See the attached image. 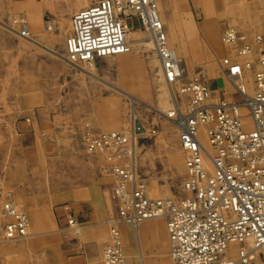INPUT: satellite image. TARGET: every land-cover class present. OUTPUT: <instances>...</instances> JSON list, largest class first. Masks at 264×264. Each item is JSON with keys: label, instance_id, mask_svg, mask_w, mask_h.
I'll return each instance as SVG.
<instances>
[{"label": "built area", "instance_id": "built-area-1", "mask_svg": "<svg viewBox=\"0 0 264 264\" xmlns=\"http://www.w3.org/2000/svg\"><path fill=\"white\" fill-rule=\"evenodd\" d=\"M132 17L139 19L152 39L171 89L173 104L167 117L176 124L185 174L178 193L150 196L136 160L140 126L128 132L85 130V149L103 155L104 171L114 178L111 199L116 215L107 221L111 240L103 247V262L128 264L116 227L119 222L134 227L161 218L172 264H249L257 250H264V51L252 53L253 45L263 37L225 27L221 38L237 55L218 61L233 91L221 90L214 97L210 85L199 78L177 83L178 57L166 41L155 0H97L71 16L66 59L88 64L129 52L126 27ZM249 71L251 88L246 77ZM0 215L5 219L3 238L17 240L27 235V214L1 193ZM68 222L73 224L74 219L69 216ZM247 240L252 246L245 245ZM234 243L238 247L232 251Z\"/></svg>", "mask_w": 264, "mask_h": 264}, {"label": "rangeland", "instance_id": "rangeland-1", "mask_svg": "<svg viewBox=\"0 0 264 264\" xmlns=\"http://www.w3.org/2000/svg\"><path fill=\"white\" fill-rule=\"evenodd\" d=\"M49 1L51 5L58 2V0ZM62 1L69 3L73 0ZM96 1L90 0L84 6H89ZM40 2L42 4L43 0H17L13 2V5L18 4L22 9L20 8L17 13L14 12L7 18L0 17V101H8L10 95L19 97L22 94V89L19 90L21 86L29 87L31 90L37 88V71L40 72V87L45 85V88H52V77L49 76L51 72L46 71L48 62L41 60L57 58L61 62L60 91L58 93L49 91L45 94L49 95V100L60 103L62 108L59 111L66 113L55 115L56 119L49 127L52 130V137L65 139L64 147L67 145L85 149L83 142L85 130H90L92 133L128 132L131 130L130 115L133 112L135 114L133 126H140L141 133L139 135L135 133L138 171L146 181L150 196L162 197L178 193L185 174V157L177 142L176 124L165 117L166 111L161 112L159 102L157 103L160 95L164 94L168 108L171 109L172 92L165 79L163 82L160 78L162 73L159 65L156 64L153 45L149 44L151 43L148 39L149 34L141 26L139 19L132 17L128 20L132 29L134 27L133 32L128 36L131 42L129 54L124 58L113 56L98 59L90 64L92 74H88L82 71L83 67H88L87 64L79 63L75 66L69 64L64 58L70 18L79 9L64 17L44 13ZM156 4L164 20V28L169 38L168 44L177 51L178 84L186 83L194 78L206 81L210 87L218 85L215 78H218L220 83V79L224 76L219 68L218 60L226 55H237L235 48L231 53L230 47L221 40L222 31L226 26H233L250 36L261 34L263 40L260 44L253 45L252 53L256 56L260 51H264V0H156ZM38 7L40 15H30V12H35L33 8ZM236 18L238 22L242 21L243 25L234 22ZM49 23H52V29L47 28ZM22 29L27 31V34L19 35ZM213 32L216 34L215 37L214 34L212 35ZM7 40H10L13 45H9L6 51ZM15 49L18 54L23 53L28 57L22 69L18 62L9 63L8 68L5 67L6 53L10 55L13 50L15 54ZM246 77L251 85L252 71H249ZM218 90L213 89L212 96L216 97ZM232 91L233 86L228 84L226 94ZM131 97L138 99V102H134ZM184 98L188 99L187 95ZM70 109V113L67 114ZM58 145L63 147V144L59 142L56 146ZM174 155L180 158L178 171L171 164V157ZM104 174L111 177L112 183L114 182L112 175L105 171ZM112 203L114 205L113 201ZM151 221L162 222L161 220ZM117 225L116 227L120 228L127 224L119 222ZM126 227L127 231H123L122 228L119 231L125 257L128 256L127 250L130 247L132 251L130 257L136 259L135 264H140L137 244L140 243L145 264H172L167 252V235L164 240L158 235L153 244L148 243L143 236L137 242L133 236L132 227L129 225ZM164 230L166 234L165 226ZM0 239L8 240L3 236ZM110 240L111 232L109 240L101 248L103 264L102 250ZM126 259L131 264L128 257ZM249 264H264V250L256 253Z\"/></svg>", "mask_w": 264, "mask_h": 264}, {"label": "crops", "instance_id": "crops-1", "mask_svg": "<svg viewBox=\"0 0 264 264\" xmlns=\"http://www.w3.org/2000/svg\"><path fill=\"white\" fill-rule=\"evenodd\" d=\"M16 1L0 0L1 18L22 9L18 4L13 5ZM89 2L58 0L51 5L49 0H43L40 5L44 13L65 17L86 7L84 5ZM33 10L35 12L30 15H40L39 7ZM7 41L6 51L13 45ZM13 54V50L11 56L6 53L5 67L18 62L22 69L28 61L27 55L18 54L17 50ZM41 61L48 62L46 71L51 72L52 88L40 87V72L37 71V88L31 90L21 86L19 97L10 95L8 101H0V193L12 199L30 222L27 236L20 240L0 239V263L103 264L101 248L110 238L107 221L115 214L110 195L112 179L104 174L107 162L101 154L89 153L84 147H64L65 139L52 137L49 127L54 123L55 115L66 112L61 113V104L49 100L45 93L60 91L61 62L51 57ZM215 79L218 85L211 88L227 91L224 78L220 83L218 78ZM58 142L63 147L56 146ZM69 216L74 219L73 224L68 222ZM148 222L139 226L140 238L143 236L150 244L158 235L164 240L161 224L151 221L156 223V231L152 232ZM4 223L5 219L0 215V237ZM126 226H120L119 231L121 228L127 231ZM138 248L141 253V245ZM127 254L130 263L135 264V258L130 257V247Z\"/></svg>", "mask_w": 264, "mask_h": 264}, {"label": "bare ground", "instance_id": "bare-ground-1", "mask_svg": "<svg viewBox=\"0 0 264 264\" xmlns=\"http://www.w3.org/2000/svg\"><path fill=\"white\" fill-rule=\"evenodd\" d=\"M86 2V1H85ZM155 2H156V0H155ZM232 3V2H231ZM40 4H41V2H40ZM161 4V3H160ZM169 4V3H168ZM171 4V3H170ZM234 4V3H233ZM230 5V4H229ZM231 6V5H230ZM235 6V5H234ZM232 7H233V5H232ZM75 13V12H74ZM73 13V14H74ZM73 14H72V16H73ZM160 15V14H159ZM160 20H161V22H162V24L164 23V20H163V18H162V16H160ZM70 21H71V18H70ZM234 22H238L237 21V18L235 19V20H233ZM238 25H243V22L242 21H240V22H238ZM233 27V26H232ZM47 28L48 29H52L53 28V25H52V23H49L48 24V26H47ZM170 29V28H169ZM237 29V28H236ZM163 30H164V34H165V36H166V41H167V43H168V39L169 38H167L168 36H167V30H165V28H164V24H163ZM238 30V29H237ZM24 32L25 34H27V31H25L24 29H22L20 32H19V35H21L22 36V33L21 32ZM71 31V22H70V30H69V32ZM131 32H133V29H132V27H129V25H127V27H126V34H127V38H128V36H129V34L131 33ZM18 34V33H17ZM24 34V35H25ZM214 34V37H215V33L213 32L212 33V35ZM67 37V36H66ZM222 37V36H221ZM26 38L28 39V40H30V41H32V39L31 38H29L28 36H26ZM213 38V37H212ZM149 40H150V42L151 43H149L150 45L152 44L153 45V41H151L152 39H150V38H148ZM136 40V39H135ZM221 40H222V38H221ZM128 41H129V43H130V45H131V42H130V40H129V38H128ZM143 42V41H142ZM222 42L225 44V45H227V46H229L230 47V52L231 53H233V51L235 50L234 49V47L232 46V45H230V44H227V43H225L223 40H222ZM143 43H145V42H143ZM147 43H148V41H147ZM169 45V44H168ZM65 46H66V39H65ZM220 47V46H219ZM171 48V47H170ZM153 50H154V48H153ZM174 50V49H173ZM51 52H52V50H50ZM174 52L177 54V51L176 50H174ZM53 53H56V52H54L53 51ZM127 54H129V52H127V53H123V54H118V55H113V56H115V57H121V58H124V56H126ZM58 56H60V57H62L60 54H57ZM113 56H107L106 58H109V57H113ZM226 56H229V55H226ZM232 56V55H231ZM155 57H156V60H157V63L156 64H158L159 65V70L161 71V68H160V64H159V60H158V58H157V56H156V54H155ZM63 58V57H62ZM65 58V60L69 63V64H72V65H75L76 66V64H73V63H71V62H69L67 59H66V57H64ZM103 58H105V57H103ZM181 60V59H180ZM65 61V62H66ZM91 63H88L87 65H88V67L87 68H82V71L83 72H85V73H88V74H92V65H90ZM92 64H93V62H92ZM154 64V63H153ZM155 64V65H156ZM218 64H219V61H218ZM86 65V66H87ZM219 68H220V66H219ZM221 72L223 73V71L221 70ZM161 73H162V71H161ZM248 74V73H247ZM223 78H224V80L226 81V83L227 84H231L232 86H233V84L228 80V78L225 76V74L223 73ZM161 80H163V82H164V78H163V74L161 75ZM248 79V78H247ZM166 81V80H165ZM167 82V81H166ZM248 85H249V87L251 88V86H252V82H251V85H250V82H249V80H248ZM170 92V91H169ZM132 99H133V101L134 102H138V99H136V98H134V97H131ZM159 102V107H160V109H161V112L162 111H166V113L167 114H165V117L166 118H168L167 116H168V112L170 111V108H168L169 107V105L167 104V98H166V96L164 95V94H161L160 95V98H159V101H157V103ZM171 103L173 104V100H171ZM150 107V106H149ZM167 108V109H166ZM159 110V109H158ZM243 115H244V118L246 119V123L247 122H249V118H248V115H247V113H246V111L245 110H243ZM134 117H135V114L132 112L131 113V115H130V124H131V130H133V121H134ZM109 126V125H108ZM202 138L204 139L205 138V136L203 135V133H202ZM177 142H178V140H177ZM166 144V143H165ZM178 144H179V142H178ZM180 151V150H179ZM183 154V153H182ZM184 155V154H183ZM172 159H171V164H172V166L174 167V169L175 170H179V168H180V158L178 157V156H176V155H174V156H172L171 157ZM160 195V194H159ZM151 220H161L162 222H163V224H164V226H165V223H164V221L161 219V218H152V219H148V221H150V222H148V221H143L142 223H144V222H148L149 223V228L152 230V232H155L156 231V228H155V224L156 223H152L151 222ZM162 222H160V221H158V223L160 224V223H162ZM141 223V224H142ZM140 224V225H141ZM163 224H161V226L163 227V230H164V226H163ZM139 225V226H140ZM130 226V225H129ZM139 226H131L132 227V232H133V236L135 237V239H136V241L137 242H139V239H140V235H141V233H142V231L140 230V228H139ZM165 229H166V227H165ZM164 233H165V230L163 231ZM28 233V232H27ZM165 235H167V230H166V234ZM27 236V235H26ZM164 236V235H163ZM25 237V236H24ZM121 237V236H120ZM168 238V237H167ZM120 240H121V238H120ZM168 241V240H167ZM138 244V246L140 247V243H137ZM245 245L247 246V247H250V246H252V241L251 240H247L246 241V243H245ZM238 247V244L237 243H234V244H231V246H230V250H232V251H234V250H236V248ZM261 249H259V250H257L256 252H255V254L256 253H258L259 251H260ZM140 251V250H139ZM139 258L140 259H138V261L140 262V264H145V260H144V257L142 256V254L141 253H139ZM171 259V258H170ZM259 260V259H258ZM135 261H136V259H135ZM171 262H172V260H171ZM128 263V262H127ZM129 264V263H128Z\"/></svg>", "mask_w": 264, "mask_h": 264}]
</instances>
